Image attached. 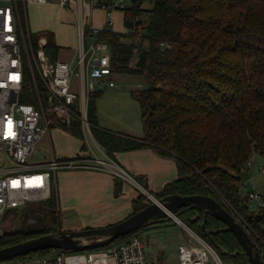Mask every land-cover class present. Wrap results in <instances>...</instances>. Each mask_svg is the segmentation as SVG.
Masks as SVG:
<instances>
[{
    "label": "trees",
    "instance_id": "trees-1",
    "mask_svg": "<svg viewBox=\"0 0 264 264\" xmlns=\"http://www.w3.org/2000/svg\"><path fill=\"white\" fill-rule=\"evenodd\" d=\"M139 1L148 2L150 7L143 8L140 3L127 10L124 27L143 30L140 38L147 43L139 45V54L146 50L143 65H129L134 46L122 42L124 34L106 33L101 40L111 46V75L138 74L147 81L146 88L131 92L139 106L143 136L100 128L96 111L100 92L95 91L88 103L93 138L112 158L117 152L150 148L161 157L173 159L177 178L152 194L156 199L169 195L210 196L227 211L233 207L247 218L257 238L264 242V207L250 210L248 192L241 194L251 157L257 154L264 158V0ZM138 15L142 19L134 23ZM31 43L36 49L37 42ZM46 49L55 59L59 47L52 36ZM26 85H32L29 75ZM23 99L30 101L26 95ZM62 127L83 138L79 123ZM85 150L82 145L80 152ZM51 199L36 205L48 209L44 212L49 227L6 232L0 235V248L59 233L60 219ZM150 203L140 194L132 202L131 214ZM174 213L216 250L223 249L222 258L234 264L248 263L225 224L207 215L203 232L204 217L197 208L183 206ZM157 219L156 223L172 222L167 215ZM59 251H38L22 258Z\"/></svg>",
    "mask_w": 264,
    "mask_h": 264
},
{
    "label": "built area",
    "instance_id": "built-area-1",
    "mask_svg": "<svg viewBox=\"0 0 264 264\" xmlns=\"http://www.w3.org/2000/svg\"><path fill=\"white\" fill-rule=\"evenodd\" d=\"M139 0H58L55 4L74 16L73 28L76 39L75 56L69 62L51 59L46 45L47 39L38 38L33 48L26 26V7L29 4L51 5L52 0H0V222L17 209L42 204L56 194L55 176L59 170L89 169L104 172L123 185L133 188L138 194L153 200L142 182L120 166L93 138L88 120V103L96 87L111 80V46L101 36L115 32L113 14L125 12ZM95 10L104 13L102 25L93 21ZM124 19V18H123ZM142 18L133 19L137 23ZM141 28H124L122 39L134 46L131 67H136L141 41ZM27 40V41H26ZM142 42V43H141ZM28 43V44H27ZM27 75L31 88H27ZM28 89L32 90L29 94ZM24 95L30 98L25 101ZM31 95V96H30ZM77 122L83 134L95 142L89 147L84 160L74 158L47 162L31 161L36 145L50 130L59 124L70 128ZM97 151L100 156L97 155ZM75 157V156H74ZM250 166L251 163L248 162ZM264 170V169H262ZM255 210L264 207V197L248 191ZM56 201V198H55ZM57 204V201H56ZM231 214L250 236L264 261V242L257 238L256 231L248 219L233 207ZM176 222L185 231L188 239L176 250L174 264H224L220 254L209 242L185 225ZM0 235H3L0 226ZM0 264H171L151 260L146 253V243L139 234L112 244L101 250L83 252L59 251L46 256L16 258Z\"/></svg>",
    "mask_w": 264,
    "mask_h": 264
},
{
    "label": "rangeland",
    "instance_id": "rangeland-1",
    "mask_svg": "<svg viewBox=\"0 0 264 264\" xmlns=\"http://www.w3.org/2000/svg\"><path fill=\"white\" fill-rule=\"evenodd\" d=\"M145 5L146 8L150 7V4L148 2H146ZM44 7L45 5L27 7L26 13L29 33L27 34V36L28 38L30 36V41L32 40L37 42L38 38L41 35L48 38L55 34V44L60 47L56 55L57 58L60 60H70L73 57V51L76 47L73 22H71L72 24H70L68 22L70 20L63 19L61 23H58L54 28H51L53 25L49 26V24L50 19L52 18V12ZM122 16L123 15L119 13L115 16L113 20V27L117 30H122L124 27V19ZM96 19L98 18L96 17ZM111 80L114 83V87H109L107 81H104L103 83L98 85V87H96V91L100 92L99 96L96 98V111L98 121L100 115H103L104 118L112 120L116 125H126L134 131L136 130L138 131V133L142 134L143 130L139 106L137 102L133 99L131 92L146 88L147 81L145 77L138 74L116 73L111 75ZM28 92L29 94H31L32 90L28 89ZM46 135V142L40 148L41 153H44V151L46 152L48 149V145H50L51 143L52 148H55V157L57 158V160L68 159L70 157H73V160L80 162L79 160L86 159L84 153H78L81 146L85 145L86 149L88 150L90 146H94V142L89 137V134H83V138L80 139L79 137H76L69 133L59 124L51 125L50 130L47 132ZM67 136L73 140L74 144H72L71 140L69 142ZM75 147L77 148V150L74 149ZM97 155L100 156V153L98 151ZM38 160L39 155L37 153H34L31 158V161L39 162ZM250 160L252 164L247 169L245 178L243 179V187L241 188V194L245 196L249 190L254 189L255 192L264 197V170L261 169L262 167L264 169V158L260 155L254 154ZM58 173L59 171L56 173L55 176L56 184ZM139 195L140 194H138L137 196ZM153 197L155 198V196ZM51 201H53L55 204L52 209L54 211H57L55 197H53ZM255 208L256 203H250V210H254ZM33 211H37L38 215L33 216L32 213V216H29L28 214ZM44 211H48L45 206H41L38 208L36 207V205H34L27 207L21 217H18L17 214H7L0 222L3 234L11 230H15L16 228L22 230L26 228L44 229L45 225L49 227L50 225L47 224L48 219L43 218L42 220V217L44 215L46 217V212ZM179 220L182 221L181 219ZM27 221H31L32 224L25 228L24 223ZM171 221L172 222L151 224L147 227L142 228L138 232V234L141 235V237L146 243V253L148 257L153 261H160L158 257L161 258L162 255L163 262L174 264L176 262V248L179 244L185 243L188 239L187 234L176 222V220L172 218ZM69 226L72 225L66 221L62 222L60 219L61 231L69 229ZM70 229L73 230L79 228ZM161 252H164V254H161ZM222 260L224 264H234L231 260L224 258H222Z\"/></svg>",
    "mask_w": 264,
    "mask_h": 264
},
{
    "label": "crops",
    "instance_id": "crops-1",
    "mask_svg": "<svg viewBox=\"0 0 264 264\" xmlns=\"http://www.w3.org/2000/svg\"><path fill=\"white\" fill-rule=\"evenodd\" d=\"M55 2L57 1L52 0L51 5H45L44 7L52 12V18L50 19L49 26L53 25L51 28H54L58 23H61L63 19L70 20L68 22L72 24L71 22L73 21L74 16L66 10L59 8ZM28 6L34 7L36 5L29 4L27 7ZM117 14L119 13L116 12L113 14V19ZM96 17L98 19H96ZM122 17L124 18V15ZM25 18L26 26L28 27L27 13ZM104 18L105 16L102 11L95 10L93 12V21L96 25H102ZM124 28L125 27H123L122 30L114 28V31L122 32ZM40 37L44 36L41 35ZM52 37L53 40H55V34H53ZM44 38L48 41L47 37ZM75 49L76 47L73 51V57L75 56ZM73 57L70 60L62 61L69 62L73 59ZM55 59H58L57 56ZM98 124L100 128L110 130L112 132H119L136 137L143 136V133H138V131H134L126 125H116L112 120L104 118L103 115H100ZM46 136L47 135H45L36 145L34 152L39 155L38 161L41 163L47 162L51 158H56V151L54 147L52 148L51 143L48 145L47 151L41 153L40 148L46 142ZM67 139L69 142L71 140L72 144H74L72 139L69 137ZM91 147L94 148L93 146ZM74 149L77 150L76 147ZM84 152V155L89 154L87 149ZM113 159L129 173L138 178V180L142 182L145 189L151 194L161 191L167 183H170L177 178L175 161L171 158L159 156L150 148L138 149L129 152H117L114 154ZM114 182L115 180L110 175L101 171L89 169L59 170L56 184V205L61 221H66L72 225L66 230H72L70 228H79L73 230H81L85 228L103 227L114 224L129 216L132 212V202L136 199L138 193L128 185H123L122 192L118 196H115ZM161 254H164V252H161ZM158 259L160 261L157 262H163L162 255L161 258L158 257Z\"/></svg>",
    "mask_w": 264,
    "mask_h": 264
},
{
    "label": "water",
    "instance_id": "water-1",
    "mask_svg": "<svg viewBox=\"0 0 264 264\" xmlns=\"http://www.w3.org/2000/svg\"><path fill=\"white\" fill-rule=\"evenodd\" d=\"M146 50H142L138 56L136 67H141L144 63ZM114 195L118 196L123 189V182L115 180ZM189 206L197 208L203 215L204 221L201 229L205 231V222L207 215L214 217L232 232L236 240L242 247L248 257L246 264H264L261 255L257 251L254 242L238 223L236 218L214 198L204 195L181 196L169 195L162 199L153 197L151 203L136 213H132L126 218L103 227L85 228L81 230H62L59 233L42 234L40 236L19 242L17 244L0 248V262L10 261L16 258L24 257L31 253L49 249L83 252L100 249L108 246L118 238L129 235L144 227L158 222L160 216L167 215L170 219H178L175 210ZM26 209L19 208L15 211L18 217H21ZM162 221V219H160ZM19 229H15L17 231ZM224 252L223 249H220Z\"/></svg>",
    "mask_w": 264,
    "mask_h": 264
},
{
    "label": "flooded vegetation",
    "instance_id": "flooded-vegetation-1",
    "mask_svg": "<svg viewBox=\"0 0 264 264\" xmlns=\"http://www.w3.org/2000/svg\"><path fill=\"white\" fill-rule=\"evenodd\" d=\"M32 213H33V216H37V215H38V212H37V211L30 212L28 215H29V216H32ZM12 214H16V213L14 212V213H12ZM12 214H10V215H12ZM43 218H44V219H47V218L45 217V215L42 217V220H43ZM31 224H32L31 221H27V222H25V223H24L25 228L28 227V226H30ZM215 249H216V248H215ZM217 251H218V250H217ZM218 253H219V254H220V253L222 254L221 250H219ZM221 254H220V256H221ZM221 258H222V256H221Z\"/></svg>",
    "mask_w": 264,
    "mask_h": 264
}]
</instances>
